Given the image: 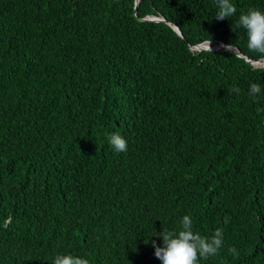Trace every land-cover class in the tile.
I'll return each mask as SVG.
<instances>
[{
  "label": "trees",
  "instance_id": "obj_1",
  "mask_svg": "<svg viewBox=\"0 0 264 264\" xmlns=\"http://www.w3.org/2000/svg\"><path fill=\"white\" fill-rule=\"evenodd\" d=\"M231 2L0 0V264H161L184 215L223 229L198 264H264V66L190 48L260 59L237 21L264 0Z\"/></svg>",
  "mask_w": 264,
  "mask_h": 264
},
{
  "label": "clouds",
  "instance_id": "obj_2",
  "mask_svg": "<svg viewBox=\"0 0 264 264\" xmlns=\"http://www.w3.org/2000/svg\"><path fill=\"white\" fill-rule=\"evenodd\" d=\"M217 12L215 18L224 20L236 14V7L231 0H216ZM237 27H242L246 32L247 48L254 52L260 59H264V11L257 8H249L239 15ZM202 47L212 52L211 41L203 42ZM226 51L233 52L234 44L223 46ZM233 92L238 93V88H233ZM249 95L253 98L262 94L260 84L250 83L248 86ZM108 143L116 152L127 151V141L119 132H110L106 137ZM162 237V246H158L152 241L155 249V257L161 264H198L199 259L218 254L223 246V229L218 227L211 236H202L193 231V222L189 215H184L180 221L179 230H161L157 235ZM234 257H238L235 247L228 249ZM52 264H89V260L78 255L57 254Z\"/></svg>",
  "mask_w": 264,
  "mask_h": 264
},
{
  "label": "water",
  "instance_id": "obj_3",
  "mask_svg": "<svg viewBox=\"0 0 264 264\" xmlns=\"http://www.w3.org/2000/svg\"><path fill=\"white\" fill-rule=\"evenodd\" d=\"M138 2L139 0H135V4L138 5ZM142 19H150V20H162V21H165L167 22L170 26L173 27V29L183 37L182 35V31L180 30V28L178 27V25H176L175 23L173 22H170V21H167L165 20L164 18L162 17H150V16H147V17H144ZM205 42V41H204ZM202 43H199L197 45H193V46H190V48L195 51V50H202L204 49L202 47ZM224 45H228L226 43H224L223 41H217V42H213L211 41V48L212 49H218V48H222ZM224 48V47H223ZM233 52L237 53L239 56H243L247 61H250L252 64H254L255 66H264V59H259V60H252V59H249L248 57L244 56L239 50L238 48L235 46L234 49H233Z\"/></svg>",
  "mask_w": 264,
  "mask_h": 264
}]
</instances>
